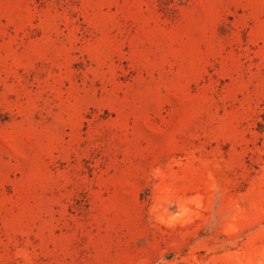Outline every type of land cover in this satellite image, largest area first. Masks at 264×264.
I'll list each match as a JSON object with an SVG mask.
<instances>
[{"label":"rangeland","instance_id":"374dc122","mask_svg":"<svg viewBox=\"0 0 264 264\" xmlns=\"http://www.w3.org/2000/svg\"><path fill=\"white\" fill-rule=\"evenodd\" d=\"M0 264H264V0H0Z\"/></svg>","mask_w":264,"mask_h":264}]
</instances>
